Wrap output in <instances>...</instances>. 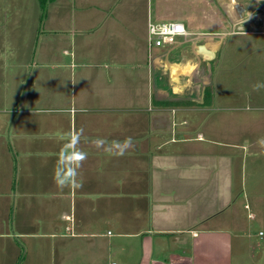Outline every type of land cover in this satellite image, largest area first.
Returning a JSON list of instances; mask_svg holds the SVG:
<instances>
[{"label": "crops", "instance_id": "0c3cea01", "mask_svg": "<svg viewBox=\"0 0 264 264\" xmlns=\"http://www.w3.org/2000/svg\"><path fill=\"white\" fill-rule=\"evenodd\" d=\"M150 20L190 35L149 50ZM230 34L264 0H0V264H264L263 80L197 82Z\"/></svg>", "mask_w": 264, "mask_h": 264}, {"label": "rangeland", "instance_id": "374dc122", "mask_svg": "<svg viewBox=\"0 0 264 264\" xmlns=\"http://www.w3.org/2000/svg\"><path fill=\"white\" fill-rule=\"evenodd\" d=\"M243 1L244 0H238V4L243 6ZM174 6H180L183 9H187V6L184 3L182 5L174 3ZM156 14L157 16L155 20H175V15L178 14V12L171 13L170 11H167L166 6L163 4L158 8ZM195 14L198 19L201 20V9L195 12ZM237 15L247 21V14L241 13L238 10ZM199 24L204 25V23H202L201 21H199ZM203 30H213V28H209L207 26ZM215 30L221 31L222 28L216 27ZM62 34H66L65 31H63ZM257 37L258 36L255 35L246 36L230 34L223 39L221 47L217 53V61H214L213 64L212 62H210L209 69L211 77L208 80L211 87V96L207 97V103L210 102V104H212V99L215 96L216 101L215 99H213L214 102L222 101L226 103L225 99L227 98V96L224 95V92L226 91V89H230L235 92L240 91L241 93H243L239 96L232 95V100L230 101H237L236 103L245 106L244 108H246V105H251V101L247 100V96H245V93L251 85L258 84L251 83V81H255L257 79H249L247 77L249 70H252L254 68L253 70H255L256 77L258 79L261 78V80H263L261 83H263L264 85V39H262V41L259 43L251 44L259 40ZM260 37L264 38V36ZM248 46H251L249 50L247 49ZM258 55L261 57H259L258 62L256 63V57ZM252 65H254V67ZM207 69L208 66L205 64L201 65L199 68V70H201L199 74H201L202 77L198 78L197 82L201 85L204 83L203 81L207 80V77H209V75L207 76ZM207 83L208 81H206V85H209V83ZM259 85L262 86L261 84ZM242 111H239L238 113H243ZM206 113L210 114V116H208V119L211 120L213 115L212 110H207ZM244 116L246 117V115Z\"/></svg>", "mask_w": 264, "mask_h": 264}, {"label": "built area", "instance_id": "2783aa9c", "mask_svg": "<svg viewBox=\"0 0 264 264\" xmlns=\"http://www.w3.org/2000/svg\"><path fill=\"white\" fill-rule=\"evenodd\" d=\"M190 32L180 21L155 22L148 24V47L171 49L176 46L181 38H187Z\"/></svg>", "mask_w": 264, "mask_h": 264}, {"label": "water", "instance_id": "95a60500", "mask_svg": "<svg viewBox=\"0 0 264 264\" xmlns=\"http://www.w3.org/2000/svg\"><path fill=\"white\" fill-rule=\"evenodd\" d=\"M236 31L247 30V25L242 21L235 26ZM215 44L213 41H207L204 39L196 46L195 51L200 56L202 64L210 66V62H214L217 57V50L215 49Z\"/></svg>", "mask_w": 264, "mask_h": 264}, {"label": "trees", "instance_id": "16d2710c", "mask_svg": "<svg viewBox=\"0 0 264 264\" xmlns=\"http://www.w3.org/2000/svg\"><path fill=\"white\" fill-rule=\"evenodd\" d=\"M40 1V4L41 6L45 7L50 1L52 0H39ZM210 95V90L208 89L207 90V97Z\"/></svg>", "mask_w": 264, "mask_h": 264}, {"label": "clouds", "instance_id": "9594fccd", "mask_svg": "<svg viewBox=\"0 0 264 264\" xmlns=\"http://www.w3.org/2000/svg\"><path fill=\"white\" fill-rule=\"evenodd\" d=\"M257 89L259 88V87H261L260 85H257V86H255ZM126 147H132V141H131V138H128V140H127V142H126Z\"/></svg>", "mask_w": 264, "mask_h": 264}, {"label": "bare ground", "instance_id": "6f19581e", "mask_svg": "<svg viewBox=\"0 0 264 264\" xmlns=\"http://www.w3.org/2000/svg\"><path fill=\"white\" fill-rule=\"evenodd\" d=\"M185 66V65H184ZM187 67H186V69L187 70H192L193 69V65L192 64H188V65H186Z\"/></svg>", "mask_w": 264, "mask_h": 264}]
</instances>
